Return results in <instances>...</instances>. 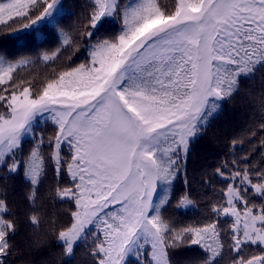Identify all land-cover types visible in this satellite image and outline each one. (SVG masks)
<instances>
[{
    "label": "snow or ice",
    "instance_id": "snow-or-ice-1",
    "mask_svg": "<svg viewBox=\"0 0 264 264\" xmlns=\"http://www.w3.org/2000/svg\"><path fill=\"white\" fill-rule=\"evenodd\" d=\"M55 7L57 0H5L0 2V24L35 16L25 29L35 27ZM91 7L89 39L102 18L112 15L122 19L118 39L96 40L86 49L84 63L55 74L35 98H29L35 85L18 84L12 64L0 68V85H6L0 93L19 88L23 97L15 90L0 94V161L10 172L26 166L32 185L39 182L36 159L69 176L70 183L58 195L83 208L84 219L81 211H73V222L58 232L68 254L82 233L90 234L85 223L102 220L110 240L95 247L98 264H125V257L133 254L143 264L139 254L148 248L154 254L148 264H168L166 250L176 247L178 239L201 246L203 264H215L207 258V252H216L213 244L234 251L233 264H264V168H218L227 181V199L212 208V218L203 225L176 231L162 215L151 214L161 211L151 200L156 182L178 174L191 140L203 127L200 122L238 86L243 67H264V0H175L171 10L162 9L157 0H136L123 8L120 0H96ZM6 59L0 56V65ZM52 59L44 53V61ZM45 113L53 114L58 126L47 141L51 153L44 157L38 145L27 160L15 159L32 118ZM161 137L170 141L165 148ZM64 147L72 150L71 162L61 155ZM8 215L0 200V264H7L15 233L14 222L4 220ZM30 220L39 223L38 217ZM246 248L256 251L244 255Z\"/></svg>",
    "mask_w": 264,
    "mask_h": 264
},
{
    "label": "trees",
    "instance_id": "trees-1",
    "mask_svg": "<svg viewBox=\"0 0 264 264\" xmlns=\"http://www.w3.org/2000/svg\"><path fill=\"white\" fill-rule=\"evenodd\" d=\"M157 2L162 9L171 10L175 0ZM95 3L96 0H59L52 16L29 30H21V27L35 16L23 21L17 18L15 23L9 20L7 26L0 24V56L7 58L0 68L6 69L8 64H12L11 75L20 85H35L34 89H30L31 96L35 97L42 84L55 74L84 63L89 57L86 49L93 47L96 40L118 39L122 19L116 15L102 18L95 37L89 39L87 33L91 27L87 16ZM120 3L123 8L135 4L136 0H120ZM4 19L8 20L7 14ZM44 53L53 55V59L44 61ZM24 57L31 63H23L21 58ZM243 73L239 75L238 86L224 97L210 116L200 122L203 127L199 135L191 140L190 152L180 162L178 174H174L170 180H158L156 183L152 202L160 205L161 211L151 214L162 215L176 231L207 223L212 218V208L226 202L227 181L217 173L218 168L227 172L234 170L233 165L264 168V67L248 64L243 67ZM0 75H4L3 71H0ZM221 75L225 74L221 72ZM4 79L6 84L10 83L8 76ZM3 87L6 85H0V88ZM13 90L20 93L17 88L0 94L7 96ZM57 131L58 126L50 117L36 118L32 123L31 135L20 141L22 151L17 152L15 159L27 160L31 150L38 145L44 157H47L52 151L47 141ZM41 138L44 140L42 145ZM161 140L164 141V138L161 137ZM168 143L170 141H164L161 147L165 148ZM71 152L64 147L61 155L71 162ZM245 158L249 161L247 165L242 163ZM26 171L25 166L17 172H10L0 161V200L6 203L7 211L11 214L5 216L4 220L15 224L14 238L9 241L12 251L7 264H98L94 249L101 242L107 246L110 240L105 236L106 225L102 220L95 225L88 224L85 231L90 230V234L84 236L82 233V237L74 243L71 254L66 253L56 238L60 230L73 222L71 213L79 210L74 202L58 195L60 189L70 183L69 176L55 171L52 163L41 166L39 159L34 163L38 184L30 183ZM185 198L190 201V207L181 209L179 203ZM161 201L165 203L161 204ZM254 203L259 208L260 202ZM31 217H38L39 223L34 225ZM108 222L111 223V220ZM227 223L230 221H226L225 226ZM228 239L224 234V240ZM213 248H216V252H207V258L214 260L215 264H233L234 251L227 246L219 248L216 244H213ZM166 251L168 264H203L206 258L201 246L180 239L176 247ZM255 251L254 248H246L244 255ZM149 253L150 248L147 253L139 254L143 264H148V259H151ZM137 260V254L126 256L125 264H137Z\"/></svg>",
    "mask_w": 264,
    "mask_h": 264
},
{
    "label": "rangeland",
    "instance_id": "rangeland-1",
    "mask_svg": "<svg viewBox=\"0 0 264 264\" xmlns=\"http://www.w3.org/2000/svg\"><path fill=\"white\" fill-rule=\"evenodd\" d=\"M53 2V0H51L50 2H48V3H52ZM58 4H59V0H57V7H58ZM57 7H55V9L54 10H50L52 13L53 12H55V10L57 9ZM112 16H114V15H112ZM112 16H109V17H112ZM36 19V17L34 18V19H32V20H35ZM45 20V19H44ZM43 20V21H44ZM43 21H38L37 22V24L36 25H38V24H40V23H42ZM31 24V20L29 21V22H27L23 27H21V30H29V29H31V28H33V27H30V28H27V29H25V26L26 25H30ZM197 54L195 53V52H193V56L195 57ZM17 95H18V98L19 99H23V97L22 96H20L19 95V93H17ZM29 98H35V97H33V96H30ZM39 115V117H50L54 122H55V119H54V117H53V114H48V113H45V114H38ZM37 117H33L32 118V121H31V124L34 122V120L36 119ZM56 123V122H55ZM31 135V129L28 131V133H27V135H22V137H21V140L23 139V138H25V137H28V136H30ZM6 151V150H5ZM141 167H143V165H141ZM157 183V182H156ZM155 187H156V184H155ZM155 191V190H154ZM154 191H152V195H151V200H152V198H153V195H154ZM179 207L181 208V209H187V208H189L190 207V201L188 200V199H183L180 203H179ZM79 211H81V213H82V219H84V209L83 208H80L79 209ZM88 224L89 223H85V225H84V229L85 228H87V226H88ZM76 242V241H75ZM74 242V243H75ZM149 255H150V258L151 259H153V257H154V254H153V250L150 248V253H149Z\"/></svg>",
    "mask_w": 264,
    "mask_h": 264
}]
</instances>
